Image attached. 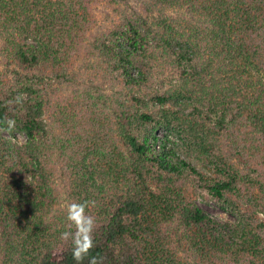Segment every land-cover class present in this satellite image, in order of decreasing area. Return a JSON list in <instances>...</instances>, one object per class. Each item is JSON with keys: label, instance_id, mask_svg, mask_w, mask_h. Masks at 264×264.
<instances>
[{"label": "trees", "instance_id": "trees-1", "mask_svg": "<svg viewBox=\"0 0 264 264\" xmlns=\"http://www.w3.org/2000/svg\"><path fill=\"white\" fill-rule=\"evenodd\" d=\"M127 2L0 0V132L27 136L0 137V264H77L58 176L94 220L81 264H264V0Z\"/></svg>", "mask_w": 264, "mask_h": 264}, {"label": "rangeland", "instance_id": "rangeland-1", "mask_svg": "<svg viewBox=\"0 0 264 264\" xmlns=\"http://www.w3.org/2000/svg\"><path fill=\"white\" fill-rule=\"evenodd\" d=\"M139 0H128L127 3H123V6L129 5L127 7V9L130 10V13L134 12L135 8H139ZM108 9V8H107ZM112 10L108 9L107 10V14L104 13L103 15L101 14L102 11L98 12L99 16L101 17V27H104V25H106L108 23L107 19L110 15ZM91 60L89 62H93L95 58H90ZM81 61H77L75 68L76 70H81L84 68L83 66H81V64L79 63ZM83 62V61H82ZM5 63L6 61L1 57L0 55V70H6L5 68ZM90 72V71H89ZM88 72V73H89ZM97 75L99 77H102V73L103 71L101 70V72H96ZM57 87H59L58 85H56ZM102 88L106 91V92H110V90H108V85L104 82L102 85ZM63 89L65 91L68 90L67 93H71V92H75L76 88L75 87H65L63 86ZM117 94V93H116ZM115 94V95H116ZM150 108L153 109H158L157 105H151ZM49 113H47V118H45L46 120H49L48 118ZM222 134L219 136V147L221 149H223V152L225 154L226 159H228L227 163H231L229 161H233L236 162L237 167L239 168V172L241 175L247 173L248 166L245 165H239L237 164V161L235 160L237 158V154L240 151V149H247L248 147H245V143L246 142H240V144H238L237 142H234L233 137L229 132H221ZM158 134H160L161 136H163L164 131H159ZM230 134V136H229ZM0 137H3L5 139H10L11 141H13L15 144H17L18 146H24L27 142V136L24 132H16L14 134L10 133L9 131H3L0 132ZM247 139V138H246ZM249 142L251 141V138L248 139ZM251 143V142H250ZM241 145V146H240ZM248 146V143H247ZM185 157V155H183ZM197 152L193 151L191 156H186V158L188 160H191L193 162L194 165H196V167L207 173V174H212V170H215L214 166L211 165L209 162H204L202 160H200L198 157ZM215 173V172H214ZM214 175V174H213ZM240 183H243L242 181H240ZM56 190L59 196V200L58 202L52 206L51 210L47 212L45 220L47 223H56L58 220V216L62 215L63 211L66 209V206L69 204V201L67 199V192H66V186L64 185V181L62 180L61 176H58V178L56 179ZM197 202L212 216L216 217L217 219L223 221V222H228L231 225H236V223L238 222V218L236 215H233L232 213L225 211L224 209L221 208V206L216 202L215 199H213L212 197L208 196V195H201V194H197ZM260 216L262 218H264V214L260 213Z\"/></svg>", "mask_w": 264, "mask_h": 264}, {"label": "clouds", "instance_id": "clouds-1", "mask_svg": "<svg viewBox=\"0 0 264 264\" xmlns=\"http://www.w3.org/2000/svg\"><path fill=\"white\" fill-rule=\"evenodd\" d=\"M9 128L14 127V121H8ZM88 202L70 203L67 205V219L76 228L75 233H62V239L72 238L73 248L72 256L77 264L89 255L94 246L92 232L94 229V220L87 214ZM89 264H98L96 257L90 259Z\"/></svg>", "mask_w": 264, "mask_h": 264}]
</instances>
